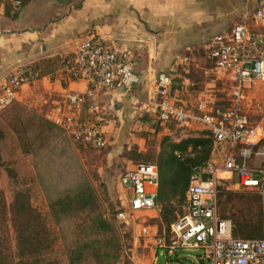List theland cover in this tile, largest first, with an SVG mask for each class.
<instances>
[{
    "label": "built area",
    "instance_id": "built-area-1",
    "mask_svg": "<svg viewBox=\"0 0 264 264\" xmlns=\"http://www.w3.org/2000/svg\"><path fill=\"white\" fill-rule=\"evenodd\" d=\"M243 18L245 20L236 23L230 34L216 35L208 43L215 71L229 76L234 83L231 106H215L214 101L201 98L194 109H189L171 95L173 77L166 73L156 77L155 97L144 103L145 111L162 126H183L196 120L209 131L211 140L223 147L219 163L207 161L190 175L185 213L168 228L147 222L140 226L138 238L145 246L164 250L167 254L164 264H196L190 259L191 255L180 254L190 249L201 251L202 263L198 264H264V234L261 238L235 236L232 220L220 215L218 204V180L220 173L226 172L236 179L232 185L237 189L260 195L264 233V128L252 127L243 109L249 85L256 81L264 83V31L252 30L247 22L251 19L263 23L264 6L247 11ZM39 49L44 53L43 45L40 44ZM133 57L126 45L93 30L82 35L77 49L70 58L62 60L58 71L64 78L85 81L94 89L129 92L140 81ZM33 63L30 59L21 60L0 72V112L17 98L23 86L39 79ZM83 102L79 93H67L65 104L49 119L73 140L104 147L107 120L102 108L93 103L88 116L84 117ZM125 180L132 211L156 208L160 183L157 164H139L126 172ZM154 258L157 262L156 253ZM131 264L140 263L133 259Z\"/></svg>",
    "mask_w": 264,
    "mask_h": 264
},
{
    "label": "crops",
    "instance_id": "crops-1",
    "mask_svg": "<svg viewBox=\"0 0 264 264\" xmlns=\"http://www.w3.org/2000/svg\"><path fill=\"white\" fill-rule=\"evenodd\" d=\"M41 1L45 4L43 5ZM28 2L24 6L28 11L20 15L22 9L20 7L18 17L17 14L9 17L4 9H0V19L7 20L15 27L0 28V72L7 66L25 59L33 60L35 63L72 55L82 35L93 30L115 40L118 44L126 45L133 52L134 68L140 81L129 92L121 89H94L85 81L64 78L58 71L47 74L33 83L45 84L48 89V100H52L54 108L64 105L67 93L70 92L79 93L83 97L84 117L88 116L91 104H99L107 120L104 130L107 142L111 141L112 150L109 151V155L116 157L117 162L123 160L126 172L134 170L141 163L152 162L139 160L134 162L133 158L127 159L123 148H126L124 151H129L135 146L137 152L144 155L151 148L146 143L149 138H155L157 132L162 137L158 146L160 152L169 150L171 143L209 137V131L196 120H191L183 126L177 124L162 126L159 123L161 130L157 131L151 123V114L144 109V103L155 97V81L160 73L172 75L171 95L189 109H194L197 101L203 97L213 100L212 95L207 92L210 88L196 95L197 99L193 100L188 85L185 83L178 85L174 81L173 71L176 72L177 67L185 64L188 58L197 59L195 52L199 48H203L204 56H201L213 63L209 56V41L216 35L230 34L236 23L245 20L243 16L247 11L252 12L253 9L264 5V0H254L250 3L246 0H28ZM31 20H35L36 23ZM24 21L28 27L18 28ZM247 22L252 30L264 31V22L254 23L251 20ZM40 44L43 45L44 53L39 49ZM216 105L224 106L215 101ZM155 122L158 123L156 120ZM124 126L129 127L128 130L126 128L124 131ZM214 148L223 147L213 142L211 156ZM191 150L192 145L187 148V153ZM156 161L159 162V156ZM123 184L126 187L128 185L125 175ZM156 210L160 213L159 207L141 210L144 213L142 224L147 222L159 225L160 217ZM151 211L155 213L150 215ZM186 211L187 201L182 214ZM147 214L149 219L146 218ZM158 250L155 249L154 252L157 254Z\"/></svg>",
    "mask_w": 264,
    "mask_h": 264
},
{
    "label": "rangeland",
    "instance_id": "rangeland-1",
    "mask_svg": "<svg viewBox=\"0 0 264 264\" xmlns=\"http://www.w3.org/2000/svg\"><path fill=\"white\" fill-rule=\"evenodd\" d=\"M28 3V0H26L21 5L22 9L20 15H24L26 11H28V8H24ZM42 4L44 5L45 3L42 2ZM256 9L258 8L253 9V11ZM31 21L36 23L35 20ZM251 22H254V20H251ZM254 23H256V21ZM1 27L6 29L15 28L3 18L0 19V28ZM23 27H28L25 21L22 23V26L18 28ZM202 50L203 48H199V50L195 52L198 56L197 59L191 60L188 58L185 64L177 67L176 72L175 70L173 71L172 74L173 76L175 75L174 81H176L178 85H183L184 83L186 86L188 85L193 100L197 99L198 96L196 95H200L201 92H206L207 88H210L207 92L212 95V99L215 100L216 103L223 104L224 107H229L232 105V97H230V94L232 93L234 83L229 79V76L220 75L215 71L214 63H211L206 60L205 57L201 56H204ZM177 73L178 75H176ZM47 91L48 89L45 87V84H27L19 90L17 98L7 108L0 112V238L1 236L6 238L5 245L9 247L12 246V241L10 239L11 227L9 222V218L11 217V207H9L11 206L12 199L11 191L13 187L22 184L21 178L25 174L20 170L21 168H19L25 159L22 143L23 141L30 142V139L28 140L27 137L31 136L33 144L35 141L37 143V148L43 152L42 154H46L56 140L53 136L47 135L48 133H44L43 135L37 134L40 128V121L45 118L52 121L49 119L51 114L53 112L55 113L63 106L54 108L52 100H48ZM245 94L246 98L243 101V109L249 117L250 125L252 127L261 126L264 128V83L259 81L253 82L249 85ZM151 120L154 129L157 131L161 130L159 123H156L152 118ZM126 128L128 130L129 127L124 126L123 130L126 131ZM46 131L47 130H44V132ZM160 136L161 134L159 135L157 132L155 138H149L146 144L151 146V148L145 152L144 155L139 154L135 146H132L129 151H124L126 148H123L125 157L127 159L133 158L134 162H138V160L139 162H152L157 164L161 169V165L156 161L158 156H160V154H158L160 152L158 146L162 139ZM71 142L77 151V159H72L71 156L67 157L66 153L70 152V150L63 146L62 148H55L53 146L51 150L52 153L58 151L59 154L62 155L61 160L56 161L58 165L54 163L53 167H48L46 161L49 154L47 153V157L44 156L45 154L42 156V170L52 181L53 187L60 188L67 185L70 187L84 178L91 181L96 190L98 202L106 218L110 220L114 219L118 226L122 255L114 264H131L133 259L140 264H164L167 259L166 252L159 249L156 262L154 258V251L156 248L145 246V243L137 236L144 213L141 210L132 211L129 207L127 187L123 184L126 165L123 160H118L117 162L116 157L109 155V151L112 150L111 141L108 140L106 145L101 148L78 144L77 141L72 138ZM161 149L163 148L161 147ZM221 151V148H214L213 154L208 161L212 160L215 163H219L221 161ZM15 163H20L17 166L18 178H16L12 172L8 171L10 166L14 167ZM24 167L26 171L30 169L28 164ZM81 170L87 177L81 173ZM220 177L218 181L220 189L219 213L221 216L233 220L234 222L236 219H243L244 217H251L252 215L260 213L262 210L261 197H259L256 192L237 189L232 185L236 179L231 177V174L220 173ZM36 188L35 203L42 211L44 210L46 212V201L38 183H36ZM3 198L6 199L3 200ZM172 200L173 204L166 202L169 211L165 210L166 208H164V205H162L160 201L156 202V208L159 207L160 209V213L156 211L160 217L158 221L161 227L168 228L171 225L170 223L174 221L173 219L177 218L179 216L178 214H182L187 196L185 194L182 200L178 197ZM4 201L6 204V213L2 212ZM154 213L155 211H151L150 215ZM146 218L149 219L148 214ZM49 223L52 225L51 219ZM51 227L55 232H58V227L55 226V224ZM261 237H263V235L257 238ZM56 244V249H59L61 241L57 240ZM180 254L184 256L189 254L191 255L190 259L193 260L194 263H202L199 257L201 251L198 249L183 250L180 251ZM60 257V255L53 256L54 259ZM184 260L188 261L187 259ZM205 263L207 264V262ZM61 264L67 263L62 260Z\"/></svg>",
    "mask_w": 264,
    "mask_h": 264
},
{
    "label": "trees",
    "instance_id": "trees-1",
    "mask_svg": "<svg viewBox=\"0 0 264 264\" xmlns=\"http://www.w3.org/2000/svg\"><path fill=\"white\" fill-rule=\"evenodd\" d=\"M25 1L15 3L11 0H1L0 9H4L9 17H14L16 14L18 17L19 9ZM70 57L71 55H66L37 61L33 66L39 73V79H42L43 76L58 71L62 60ZM39 125L37 134L48 133L47 135L53 136L56 139L53 145L55 148L63 146L69 149L70 152L66 153L67 157L77 159V151L71 138L61 127L46 118L41 120ZM44 130L47 131L44 132ZM27 139H30V142L23 141L22 143L25 159L19 166L20 170L25 173L21 178L22 184L13 187L11 191L9 222L12 246L5 245L6 238L1 236L0 264H61L62 260L67 264H114L117 262L122 255L118 226L114 219L106 218L91 181L84 178L70 187L69 185L60 188L53 187L52 181L41 166L42 156L45 153L42 154L43 152L37 148L35 141L33 144L31 136ZM190 145H192V150L187 153ZM53 146L47 152L49 157L46 164L50 168L54 163L58 165L56 161L62 158L58 151L51 152ZM212 148L213 141L210 137L190 138L180 143H171L169 150L161 151L159 156L160 183L156 202L160 201L166 211H169L166 202L173 204L172 199L175 197L183 199L190 175L197 166L210 159ZM47 153L44 156L47 157ZM18 164L20 163H15L14 167L10 166L8 170L16 178L19 177ZM26 164L30 168L28 171L24 167ZM81 173L87 177L82 170ZM36 183L45 198L46 212L35 203ZM219 195L218 183V204ZM5 205L4 201L3 213H6ZM50 219L52 225L55 224L58 227V232L52 229ZM232 223L234 235L237 237L257 238L263 235L262 210L257 215L236 219L234 222L232 220ZM57 240L61 241L59 249H56ZM56 255L61 257L54 259L53 256Z\"/></svg>",
    "mask_w": 264,
    "mask_h": 264
},
{
    "label": "water",
    "instance_id": "water-1",
    "mask_svg": "<svg viewBox=\"0 0 264 264\" xmlns=\"http://www.w3.org/2000/svg\"><path fill=\"white\" fill-rule=\"evenodd\" d=\"M142 164V163H141ZM126 183H128V181L126 180Z\"/></svg>",
    "mask_w": 264,
    "mask_h": 264
}]
</instances>
